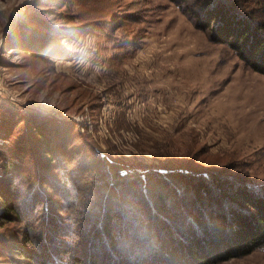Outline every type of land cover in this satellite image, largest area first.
I'll return each instance as SVG.
<instances>
[{"label":"rangeland","instance_id":"374dc122","mask_svg":"<svg viewBox=\"0 0 264 264\" xmlns=\"http://www.w3.org/2000/svg\"><path fill=\"white\" fill-rule=\"evenodd\" d=\"M240 1L241 10L264 3ZM188 2L0 0V131L7 136L0 140V190L19 211L0 226V242L51 249V264H108L109 252L133 263L175 228L200 232L199 222L247 216L250 205L236 193L264 192V74L212 40L201 5ZM35 31L61 35L65 55L40 58L25 49ZM14 39L22 45L14 47ZM34 113L46 130L66 136L69 149L59 151L57 163L63 188L36 169L42 154L22 136L24 118ZM94 148L112 162L93 160ZM158 156L173 159L174 171L184 169L172 172L178 177L171 184L169 173L152 172ZM122 166L135 174L107 185ZM152 191L168 192L165 205ZM100 192L107 204L98 207ZM106 207L113 223L134 232L115 229L114 253L109 237L90 227L94 219L102 223L95 213ZM69 222L76 225L70 232ZM4 242L0 264H9ZM217 264H264V246Z\"/></svg>","mask_w":264,"mask_h":264},{"label":"trees","instance_id":"16d2710c","mask_svg":"<svg viewBox=\"0 0 264 264\" xmlns=\"http://www.w3.org/2000/svg\"><path fill=\"white\" fill-rule=\"evenodd\" d=\"M178 6L184 5V3H189L188 0H174ZM201 5V11H203L202 18L204 24L202 27H206L211 34L212 40L225 43L238 54V56L245 61V63L250 66L253 70L264 74V3L261 2L258 6V10H241L237 8V4L241 2L240 0H196ZM183 11H188L187 7H182ZM195 11V10H193ZM259 15L258 17H255ZM198 17H201L199 12H197ZM196 17V16H195ZM200 19V18H198ZM197 23V22H196ZM198 25L200 23H197ZM27 32V31H26ZM48 35V36H47ZM63 35V34H62ZM60 36L56 33H44L42 31H35L33 35V40L28 42L27 47L29 51L35 52V55L43 58L46 56L62 57L65 54L61 51L60 47ZM14 47H20L21 40L14 39ZM18 41V42H17ZM50 45H53L51 48ZM2 101V100H1ZM2 103V102H0ZM21 115V114H18ZM30 115H33L30 117ZM39 114H28L23 122L24 132L22 136H31L30 145L32 150L36 153L42 154V157L38 156L36 160V169H43L44 178L47 177L46 171L53 175L56 182L59 183L60 188H63L64 184L61 182L58 156L67 153L69 146L66 143V136L57 132L52 134L51 130H46L45 123L38 121ZM49 121V120H48ZM50 122V121H49ZM48 131V132H46ZM11 132H8V134ZM6 133L0 131V140L6 139ZM61 142V143H59ZM58 145L61 147L58 149ZM55 148V151L53 149ZM92 150V148H90ZM61 151V154H58ZM37 155V154H35ZM92 159L97 163L103 160L105 163L112 162V157L104 153H99L95 148L92 151ZM173 159L165 156H158L154 158L152 162V172L156 173H169V184L172 183V172L179 171L182 172L183 167L176 168L175 171L171 169V162ZM117 161V160H116ZM165 163V168H158L156 164ZM122 163V162H121ZM124 164V163H122ZM125 165V164H124ZM66 172L68 170H65ZM7 173V169L5 170ZM98 173V172H96ZM128 173L135 174V171L122 166L117 168L109 176L110 183L119 184L129 177ZM40 175H38L39 177ZM177 179V175L174 176ZM155 178V177H154ZM67 181V178H66ZM189 181V180H188ZM187 181V182H188ZM45 182V181H44ZM139 184V183H138ZM199 186L205 184L204 181H199ZM200 188V187H199ZM2 189V188H1ZM146 190V189H144ZM199 190V189H198ZM244 190V191H241ZM245 188L241 187L239 193H236L235 188H232L230 192L236 193L244 203L250 205L249 213L247 216H237L232 219V222H220L217 224H208L204 222H199L198 225H202L200 232L196 231L192 227H182L180 229L175 228V232H172L169 237H167L163 242L159 243L156 248H154L149 255L146 257L138 259L133 263L120 261L119 259H113L112 253L109 252V257H106L108 264H217L221 261H226L231 258H237L245 256L255 249L264 246V192L261 196H254L251 192H245ZM171 192V191H170ZM102 192H100L93 199V204L100 207V204H107V200L102 199ZM168 192L161 194L160 192L152 191V199H162L167 196ZM8 198V193L6 189L0 190V226H4L10 221L18 219V208L13 202ZM161 205H165L164 200L159 201ZM103 206V205H102ZM96 219L101 220L102 223L94 221L90 222L91 229L96 228V233L101 237H109L111 242V251L114 253L117 248L120 249V242L118 239L121 235L119 231L128 232L130 236L134 233L132 228L127 230L124 226L112 222L115 215H112L111 210L106 207L99 210ZM87 222H89L87 220ZM68 231L70 232L73 228L72 223L69 222ZM128 223V222H127ZM138 223V222H137ZM74 225V224H73ZM98 227V228H97ZM128 227H133L129 226ZM6 237V236H5ZM7 239V238H6ZM7 249L6 251H11V260L9 264H51V256L57 255L55 251L49 249H43V251H38L35 248L26 249L22 247V244L17 241L16 247L8 246L7 240H3ZM27 241V240H24ZM121 252V251H120ZM54 259V258H53ZM74 264H101L97 261L87 262V260H79ZM8 262V261H7ZM103 263V262H102Z\"/></svg>","mask_w":264,"mask_h":264}]
</instances>
